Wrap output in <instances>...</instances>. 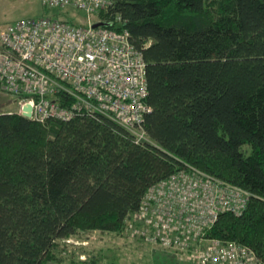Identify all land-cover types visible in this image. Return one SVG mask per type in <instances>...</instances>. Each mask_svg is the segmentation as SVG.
Wrapping results in <instances>:
<instances>
[{
	"label": "trees",
	"instance_id": "trees-1",
	"mask_svg": "<svg viewBox=\"0 0 264 264\" xmlns=\"http://www.w3.org/2000/svg\"><path fill=\"white\" fill-rule=\"evenodd\" d=\"M99 16L145 62L147 140L98 114H0V264H59V242L123 232L148 188L184 166L250 194L206 236L264 262V0H114Z\"/></svg>",
	"mask_w": 264,
	"mask_h": 264
},
{
	"label": "built area",
	"instance_id": "built-area-1",
	"mask_svg": "<svg viewBox=\"0 0 264 264\" xmlns=\"http://www.w3.org/2000/svg\"><path fill=\"white\" fill-rule=\"evenodd\" d=\"M113 1L41 0L47 10L71 8L85 18L76 23L54 16L22 19L1 32L0 94L19 99V115L26 105L29 119L41 124L98 114L128 131L135 143L147 140L142 127L150 111L145 62L128 32L99 16ZM249 196L184 166L148 188L126 220L125 233L188 264H264L245 245L206 236L221 213L240 215Z\"/></svg>",
	"mask_w": 264,
	"mask_h": 264
},
{
	"label": "rangeland",
	"instance_id": "rangeland-1",
	"mask_svg": "<svg viewBox=\"0 0 264 264\" xmlns=\"http://www.w3.org/2000/svg\"><path fill=\"white\" fill-rule=\"evenodd\" d=\"M44 16L73 23L85 18L83 12L71 8L46 10L41 0H0V34L17 20ZM18 108L19 99L0 94V114L17 112ZM139 243L130 241L125 228L121 233L88 231L59 242L54 255L59 264H186L183 257L165 254L166 249L160 246Z\"/></svg>",
	"mask_w": 264,
	"mask_h": 264
},
{
	"label": "water",
	"instance_id": "water-1",
	"mask_svg": "<svg viewBox=\"0 0 264 264\" xmlns=\"http://www.w3.org/2000/svg\"><path fill=\"white\" fill-rule=\"evenodd\" d=\"M100 25H101L100 23H97L93 27H98ZM21 116L26 119H29L31 117V107L29 105H26L22 108Z\"/></svg>",
	"mask_w": 264,
	"mask_h": 264
},
{
	"label": "crops",
	"instance_id": "crops-1",
	"mask_svg": "<svg viewBox=\"0 0 264 264\" xmlns=\"http://www.w3.org/2000/svg\"><path fill=\"white\" fill-rule=\"evenodd\" d=\"M17 112H18V110H17ZM130 241L139 243L138 240H130ZM140 242H141V241H140ZM142 243H143V242L139 243V245H141ZM144 244H146V243H144ZM163 251H164V250H163ZM164 252H165V254H168V252H169V254L171 253L170 256L173 255L171 251H167V250H165ZM173 256H174V255H173ZM186 264H188V263L186 262Z\"/></svg>",
	"mask_w": 264,
	"mask_h": 264
}]
</instances>
